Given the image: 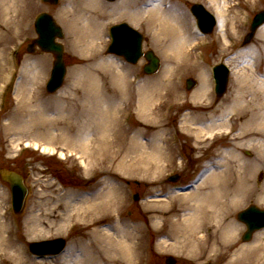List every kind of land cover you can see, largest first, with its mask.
Wrapping results in <instances>:
<instances>
[{
  "label": "bare ground",
  "instance_id": "bare-ground-1",
  "mask_svg": "<svg viewBox=\"0 0 264 264\" xmlns=\"http://www.w3.org/2000/svg\"><path fill=\"white\" fill-rule=\"evenodd\" d=\"M65 2L69 9L62 11L61 20L71 28L73 36L68 38H75L72 49L88 61V68L79 67L74 76L82 85L91 83L85 85L84 94H74L78 100L75 106L72 99L71 107L64 100L65 103L54 111L55 118H51L48 108L34 109L29 104V101L32 104L41 100L37 92L26 97L23 107L15 113L16 124L10 123L7 131L14 138L12 143L26 139L27 143L34 141L38 146L37 140H40L43 151L53 154L51 150L55 147L60 158L65 157L68 145L77 148L80 168L84 171L81 178L90 186L75 194L63 193L60 187L54 188L53 181L39 173L41 175L33 179L34 187L39 188L30 194L25 208L29 216L15 238L3 212L5 196L0 192V264H56L55 256L30 257L24 245L26 241H43L66 234L73 228L75 238L72 234L69 247L59 254L57 261L64 264H143V230L137 223L131 225L122 217L127 203L123 183L130 180H142L150 185V199L143 203V209L153 214V227L167 224L166 229L159 227L163 231L159 249L167 247L198 260L199 264H213L215 257L225 254V249H233L226 264L241 260L264 264V229L257 231L249 244H239L237 237L241 229L234 218L250 198L257 197V205L264 209V184L261 187L253 185L255 173L264 170V69L257 68L258 52L264 57V26L258 32V45L240 56L246 58L242 63L247 66L240 74L238 70L234 72L232 89L227 96L208 97L211 94H208L205 75L191 92V108L184 112L175 129L176 135L180 133L191 139L196 161L202 160L201 154L217 140L227 138L228 143L216 146L212 155L203 160L201 173L190 186L164 195L158 185L164 175L161 171L173 165L174 155L170 148L173 141H169L172 131L158 118L165 103L167 77L173 69L167 66L156 80L139 85L137 105L128 97L127 88L132 83L123 73H110L111 85L118 93L111 97L103 94L101 86L95 85L99 71L113 69L114 62L103 56L97 42L103 32L97 22L102 16V2ZM210 2L216 10L218 24L223 27L227 1ZM12 8L8 0H0V13L7 26L12 24L13 18L6 16L13 12ZM130 16V22L135 25L146 19L154 42L165 49L162 55L167 64L191 61L203 45V38L197 37L176 4L155 0L136 6ZM234 21L235 17L228 23ZM31 71L34 75L39 73L35 66ZM30 80L39 82L38 76L27 79ZM130 107L138 123L125 128L123 119L129 116ZM78 111L83 114V121L75 127ZM71 119L73 121L69 122ZM69 135L71 140H68ZM243 150L252 151L253 158H241Z\"/></svg>",
  "mask_w": 264,
  "mask_h": 264
},
{
  "label": "rangeland",
  "instance_id": "rangeland-1",
  "mask_svg": "<svg viewBox=\"0 0 264 264\" xmlns=\"http://www.w3.org/2000/svg\"><path fill=\"white\" fill-rule=\"evenodd\" d=\"M65 1L68 2V0H58V3L53 5L44 3L41 0H8L9 4H13V12L6 15L7 17L11 16V19L13 18L12 24L9 26L4 24L0 13V169H8V171H13L22 175L24 184L27 188V195L25 197L22 211L15 213L12 210L9 184L0 179V192H3V196H5L6 200L3 212L6 214L9 227L14 233V238L19 235L21 224L23 226V222L25 224L29 216V214L25 212V208L28 199L30 198V194L34 189L36 190L39 188L37 185L34 187L33 183V179L36 176L41 175L39 173H42L46 178H49L50 181H53L55 183L54 188L60 187L63 193L75 194L80 190H83L86 186H90V183H85L81 178V173H84V171L80 168V159H78L79 155L76 152L77 148L68 145L67 150L65 151L66 159L65 157L60 158L59 153H56L57 148L54 146V150H51L53 154H49L50 151H48V153L43 151L40 147V140H37L39 141L38 146L35 145L34 141L27 143L26 139L18 141L19 143H15L17 141L12 143L14 138L9 136L7 131V126L14 121L15 113L23 107V100L26 99V97H32L33 94L37 92L38 95L41 96V100L37 102L34 101L32 104L29 101V104L32 105L34 109L48 108L51 118H55L57 115L54 114V111L65 103L64 100L66 101L67 106H75V104L78 103V100H75V97H73L74 94L76 93V96L77 94H84V91L87 88L85 85L91 83V81H89L82 85V83L77 81L74 76L79 67L88 68V61L87 57H83L72 49V42H74L75 38H68L72 34L71 28L69 23H65V21L61 20L62 11L69 9V5H67ZM154 1L155 0H118L116 3L110 4H106L104 1L105 3L102 5V13H100L102 15L101 19L97 20L100 26H102L103 32L98 36L97 42L103 50V56L109 60H113L112 62H114V64L113 69L108 70V68L104 72L99 71V74L96 72L100 77H98V82L95 85L96 87L101 86L103 89L100 87V90H103V94L111 97L113 93H118V89L111 85L110 73H123L126 80L132 83L131 87L129 89L127 88V91L129 90L130 93L128 97L130 100L132 99L134 105H137L138 86L142 85V83L144 84V82L151 83V81L156 80V78L162 75L165 68L169 66L171 70H173L167 77V89L163 101H166L165 98L169 96L170 102L168 103L166 101L161 109V116L158 120L169 129H177L184 112L191 108V92L200 85L202 75H205L206 77L207 90H209L211 82L214 83L213 80L210 81L208 77V71L212 66L219 62H224L228 64L231 69V76L228 79L226 91L220 98L227 96L232 89L234 72L238 70V74H240L243 67L247 66L246 63H242L246 61V58L244 56L240 58V56L242 53L247 52L249 49L255 48L258 45V32L264 25L256 30L254 37L249 43L242 45V40L244 35L248 32L254 14L261 9H264V0H226L228 11H225L226 13H224V16L226 15L224 19V21L226 20L225 25H222L223 27L217 25L209 35L197 36L203 38L206 44L197 51L196 59L194 58L191 61H170L169 64H167L162 55L165 49L160 48L161 46H158V43L154 42L153 32L148 29L147 23L146 25L143 24V26L145 25L144 28L140 26L135 27L144 35L143 48L145 50H153L161 61V68L157 74L145 75L142 72V67L145 63L144 60H141L136 65H132L126 63L120 57L107 54L106 48L108 46L109 35L106 30L108 25H110L108 19H116L115 21L117 23L124 19L130 20V15L134 12L136 6L141 7L143 4L145 5ZM161 2H164V4H176L178 8L186 14L188 20H190L189 22L192 29L197 35L199 32L196 31L195 18L193 19L189 16L191 15L189 11L190 6L193 3L198 2L204 4L207 9L214 14L216 12L210 0H161ZM223 4L224 3H221L220 6H223ZM42 12L49 13L64 32L63 38L60 42L64 47V64L66 67L65 79L60 88L50 94L46 92L45 84L49 78L54 56L42 52L38 48H36L33 53H29L26 50L27 45L36 37L34 21L37 15ZM13 15H16V17ZM233 17H235V21L232 24H229V19ZM14 21L16 22L13 23ZM230 27H232L231 30L229 29ZM258 53L260 60L257 61V68L258 70H263L264 57H262L260 52ZM32 66H35L36 71L40 74L36 72L37 74L34 75L31 71ZM177 71L181 72L178 74L176 73ZM244 72L245 71H243V73ZM35 76H38V84L34 83V80L27 81L30 77L33 79ZM190 76L195 77L194 80L196 83L194 89L189 91L185 88V80ZM8 85L9 87H7ZM1 93H3V95H1ZM208 97L215 98V95L213 93L212 97L210 95ZM71 99L73 100L72 105L70 101ZM157 103H155V105H157ZM30 108L32 107L30 106ZM131 111H133V108ZM78 114L79 117L77 116V120L74 122L75 127H79L83 121V114L79 111ZM71 121L73 120L71 119L69 122ZM137 123L138 122L135 120L133 114H130L126 123H123V126L125 128H131L134 124L137 125ZM14 124H16L15 121ZM72 131L74 132L73 129ZM71 139L72 137L69 135L68 140ZM171 142L170 148H172L174 154L173 166L172 168L161 171L164 175L162 177V182L158 185V190L161 189L164 195H167L168 192L173 191L174 189L177 191L176 188H185L189 186L194 178L201 173L202 164L205 163L204 159H208L212 155L213 149H215L216 146H220V144L227 145L228 139L224 138L217 140L211 148L201 154L203 155V159L200 161L194 159L191 139L188 137L182 136L180 133L176 135L175 133V137L174 139H171ZM239 156L244 160H249L253 158V152L250 150H243L240 151ZM172 171L175 173H171ZM174 174L178 175L177 182L169 181L168 177ZM263 184L264 170L255 173L253 178L254 186L261 187ZM123 190L126 194L127 203L122 212V217L128 220L131 225L137 223V225L141 226V229L143 230L141 234V238L144 242L143 264H166V256H172L176 259V264H199L198 260L187 257L185 254L181 255L167 247H163L162 250L159 249L158 245L163 240V231L159 227L166 229L167 224H164V226L157 225L156 227H153L151 221L153 214L146 212L143 209V203L150 199V197H148V191L150 190L148 182L142 180H130L129 183H123ZM135 193L138 195L137 201H134L133 199ZM256 198H250L247 200L241 210L246 209L249 205H255L262 208L257 205ZM236 215L234 218L238 221L241 229V232L237 237L239 244H249V242L253 240L254 234L257 231L254 232L250 241L243 242L241 237L246 230V227L236 218ZM72 234H74V228L71 231L68 230L66 234L60 233L57 236L43 239V241L63 239L66 245L59 253L61 254L69 247L70 240L73 238ZM75 235L76 233L74 234V238ZM40 241L42 240L26 241L24 248L30 257L36 258L30 253L28 244ZM164 248H166V250H164ZM225 250L223 256H217L214 258L213 264H226L230 260L231 257L229 256L233 252V249L229 251L227 249ZM59 254L54 255V258H56V264H64L63 261H57ZM46 264L53 263L47 262ZM236 264L249 263L247 260H241V262Z\"/></svg>",
  "mask_w": 264,
  "mask_h": 264
},
{
  "label": "water",
  "instance_id": "water-1",
  "mask_svg": "<svg viewBox=\"0 0 264 264\" xmlns=\"http://www.w3.org/2000/svg\"><path fill=\"white\" fill-rule=\"evenodd\" d=\"M50 3H56L57 0H45ZM112 1V0H111ZM192 12L198 20L199 27L204 32H210L214 25V18L207 13L202 7L194 5ZM264 23V10L258 12L252 20L249 27V32L245 36L244 44L249 43L256 29ZM38 38L29 45L27 51L33 52L34 46L37 45L42 51L52 53L55 56L50 79L47 83V92H55L62 84L65 75V65L63 61L62 45L56 42L57 38L62 37V31L48 14H41L35 24ZM113 43L108 48V52L124 56L129 62L136 63L142 56L141 52V36L132 28L125 24L117 25L111 30ZM149 64L144 68L147 74H154L158 71L160 60L152 52L148 51L144 55ZM216 84L218 95H221L226 90L227 84V69L223 66L216 68ZM194 82L188 81L187 88L191 89ZM0 178L7 181L12 192L13 206L16 212H20L27 193L26 187L23 184V179L20 175L15 174L7 169H0ZM175 180L176 177H172ZM137 198V197H136ZM238 219L243 221L247 226V231L242 239L248 241L251 238L252 232L264 227V210H260L255 206L248 207L245 211L238 214ZM64 246L62 239L53 241H44L30 245L31 251L36 254L44 255L49 253H57ZM175 259L166 257L167 264H175Z\"/></svg>",
  "mask_w": 264,
  "mask_h": 264
}]
</instances>
